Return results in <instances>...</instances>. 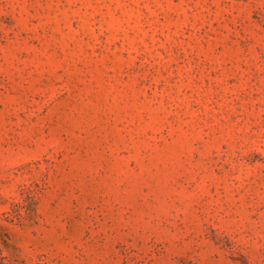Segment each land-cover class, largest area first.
Segmentation results:
<instances>
[{
	"label": "rangeland",
	"instance_id": "rangeland-1",
	"mask_svg": "<svg viewBox=\"0 0 264 264\" xmlns=\"http://www.w3.org/2000/svg\"><path fill=\"white\" fill-rule=\"evenodd\" d=\"M0 264H264V0H0Z\"/></svg>",
	"mask_w": 264,
	"mask_h": 264
}]
</instances>
